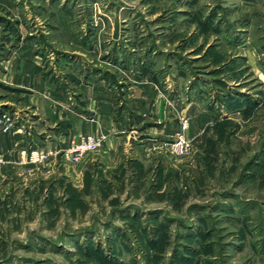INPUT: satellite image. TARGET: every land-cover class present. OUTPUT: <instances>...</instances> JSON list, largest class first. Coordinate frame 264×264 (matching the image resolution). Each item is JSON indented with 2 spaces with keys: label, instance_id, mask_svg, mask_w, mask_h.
<instances>
[{
  "label": "rangeland",
  "instance_id": "rangeland-1",
  "mask_svg": "<svg viewBox=\"0 0 264 264\" xmlns=\"http://www.w3.org/2000/svg\"><path fill=\"white\" fill-rule=\"evenodd\" d=\"M21 57L69 104L99 79L114 111L145 85L166 107L125 112V150L77 178L18 159L38 168L0 184V264H264V0H0V118Z\"/></svg>",
  "mask_w": 264,
  "mask_h": 264
},
{
  "label": "crops",
  "instance_id": "crops-1",
  "mask_svg": "<svg viewBox=\"0 0 264 264\" xmlns=\"http://www.w3.org/2000/svg\"><path fill=\"white\" fill-rule=\"evenodd\" d=\"M18 60L19 69L15 72L14 85L31 92L22 93L23 91H21L20 117L0 118V156L4 160V164L0 168V184L6 182L7 185L15 173L18 175L32 174L26 171L33 167H23L17 163L21 150L28 146H41L40 149L44 150L54 148L62 151L72 142L78 140L80 136L99 132L106 136L102 147L103 154H106L107 158L114 157L119 149L125 150L124 139L131 137L132 130L126 131L125 128L131 126L129 128L131 129L136 125L134 120H129L125 116V112L128 110L133 112L139 106L142 108L149 105L155 106L159 108V112L160 107H166V103L160 95L152 87L145 85L143 87L136 86L139 88V94L138 96L133 95L130 103L126 104L127 111L124 109L119 110L120 112L114 111L116 106L108 97L110 90L105 86L104 80L99 79L95 82L80 83L76 90L79 103L75 104L76 102L71 101L72 105L66 101L64 98L66 93L61 90L51 89V92L42 90L44 84L40 72L29 73L26 66L28 59L21 57L16 59V62ZM37 70L40 71L38 68ZM125 133L127 134L124 135ZM144 141L147 140L133 141V146ZM145 144H150V142H144L143 145ZM88 155L80 164L76 165L81 167L78 171H74L76 178L88 172V168L92 166V161L90 160L91 162L88 163V159H86ZM53 162L47 163L48 166L43 168L47 172H51L54 167Z\"/></svg>",
  "mask_w": 264,
  "mask_h": 264
},
{
  "label": "built area",
  "instance_id": "built-area-1",
  "mask_svg": "<svg viewBox=\"0 0 264 264\" xmlns=\"http://www.w3.org/2000/svg\"><path fill=\"white\" fill-rule=\"evenodd\" d=\"M183 126H186V124L184 123ZM105 138V134L99 132L84 134L62 151L29 147L21 150L19 163L21 165L39 166L53 162L59 158L71 166H76L82 162L87 154L99 151L103 147ZM186 151V142L180 136L172 147V153L175 156H181ZM3 164L4 160L0 156V168Z\"/></svg>",
  "mask_w": 264,
  "mask_h": 264
}]
</instances>
